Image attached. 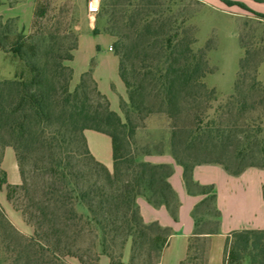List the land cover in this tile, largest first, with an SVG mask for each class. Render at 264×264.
<instances>
[{
  "label": "trees",
  "instance_id": "obj_1",
  "mask_svg": "<svg viewBox=\"0 0 264 264\" xmlns=\"http://www.w3.org/2000/svg\"><path fill=\"white\" fill-rule=\"evenodd\" d=\"M102 5L115 25L109 32L117 37L113 50L128 91L129 102L120 100L124 118L112 110L92 70L70 89L74 70L66 63L74 60L79 38L68 11L56 10L49 0L37 2L29 35L0 17V50L25 67L0 80V190L7 187V199L34 229L23 238L0 209V244L13 264H66V258L101 264L102 257L123 264L128 243L129 264H160L172 232L146 223L138 199L166 207L178 221L180 200L169 182L174 165L154 161L170 155L183 168L188 194L204 197L192 211L195 230L182 262L195 264L206 249L201 236L219 233L222 214L215 186L195 181L194 169L213 164L238 176L264 161V83L257 78L262 40L254 48L240 38L244 56L234 91L219 98L204 82L211 72L206 51L194 50V40L176 20L158 17L149 3L134 9L118 1ZM154 118L167 123L170 153L158 143L139 155L136 136ZM87 130L111 138L112 170L91 153ZM6 148L15 153L21 184L7 181L1 166ZM29 164L41 181L30 182ZM210 221L214 228L207 231ZM243 258L264 264V230L230 233L225 264H242Z\"/></svg>",
  "mask_w": 264,
  "mask_h": 264
},
{
  "label": "rangeland",
  "instance_id": "obj_2",
  "mask_svg": "<svg viewBox=\"0 0 264 264\" xmlns=\"http://www.w3.org/2000/svg\"><path fill=\"white\" fill-rule=\"evenodd\" d=\"M1 1L3 3L0 5V17L4 21H12L24 34H31L34 9L37 2L43 0ZM116 1L125 5L132 3V9L136 5L149 3V10L155 12L158 17L176 20V26L181 27V31H186L187 36L194 40L195 43L192 45L194 50L206 51L211 72L205 77L204 82L208 89L215 90L219 98L226 97L234 91L240 61L244 56L241 37L246 44L254 45V48L261 39L263 48L260 51L264 57V19L237 4V2L242 3L256 11L253 0H131V2L102 0L101 4ZM227 1H231L233 5ZM49 2L56 10L61 8L69 12L72 31L79 38L78 49L74 51V60L66 63L74 70L70 89L73 90L79 84L84 72L92 70L93 77L100 91L109 99L112 110L124 118L120 109V100L128 103L129 98L127 88L119 76L118 58L113 50L117 37L109 32L114 31L115 27L110 20L109 10L102 5L92 22L88 13V0H49ZM21 72H25L24 64L18 58L0 50V80L10 79ZM257 78L264 83V63L258 69ZM169 136L166 121L159 118L151 119L147 128L140 130L136 136V151L141 155L148 146L152 148L153 145L161 143L164 154H169ZM106 138L109 141L108 137ZM101 145L104 147L103 144ZM260 164L258 169L264 171V161H260ZM1 166L9 171L11 178L12 168L17 166L20 175L18 184L23 182L12 148L4 150ZM25 172L30 182L41 181V178L32 173L30 164L25 167ZM0 209L23 238L33 235V227L26 223L22 213L7 199L6 186L0 190ZM212 228H214V221H210L205 230L209 231ZM3 233L4 231L0 229V234ZM192 243L195 246L198 245L196 241ZM130 255L131 243H128L124 250L123 264H129ZM0 259H2L1 264H13L11 255L5 254L2 244H0ZM101 260V264H110L107 257H102ZM201 263L199 259L195 264ZM66 264H79V262L74 258H66ZM242 264H251L250 259L243 258Z\"/></svg>",
  "mask_w": 264,
  "mask_h": 264
},
{
  "label": "crops",
  "instance_id": "obj_3",
  "mask_svg": "<svg viewBox=\"0 0 264 264\" xmlns=\"http://www.w3.org/2000/svg\"><path fill=\"white\" fill-rule=\"evenodd\" d=\"M254 5L256 11L264 14L263 4L254 2ZM85 136L93 156L112 170L114 161L111 138L90 130L85 132ZM154 161L174 165L175 171L169 178V182L180 200L178 221L173 220L164 206L155 208L142 197L138 199V204L146 223L157 222L163 228L172 231L163 250L160 264H182L187 257L189 238L195 230L192 211L204 197L188 194L184 183L183 168L177 165L170 155ZM17 169V166L12 168V178L9 171L5 170L10 184L20 182ZM193 177L202 185L215 186L217 207L222 214L219 233L201 236L206 241V249L201 255L200 262H202L201 264H225L226 244L232 231L264 230V171L258 168H249L242 174L234 176L222 166L206 164L197 166L194 169Z\"/></svg>",
  "mask_w": 264,
  "mask_h": 264
},
{
  "label": "built area",
  "instance_id": "obj_4",
  "mask_svg": "<svg viewBox=\"0 0 264 264\" xmlns=\"http://www.w3.org/2000/svg\"><path fill=\"white\" fill-rule=\"evenodd\" d=\"M101 1L102 0H88V13L90 20L93 22L99 13V10L101 8Z\"/></svg>",
  "mask_w": 264,
  "mask_h": 264
}]
</instances>
